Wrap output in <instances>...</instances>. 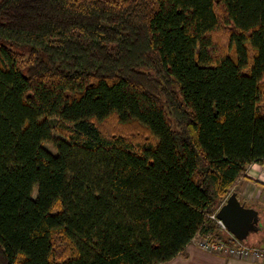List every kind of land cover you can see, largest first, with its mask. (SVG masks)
Wrapping results in <instances>:
<instances>
[{
  "label": "trees",
  "instance_id": "16d2710c",
  "mask_svg": "<svg viewBox=\"0 0 264 264\" xmlns=\"http://www.w3.org/2000/svg\"><path fill=\"white\" fill-rule=\"evenodd\" d=\"M253 163L264 0H0V264H163Z\"/></svg>",
  "mask_w": 264,
  "mask_h": 264
},
{
  "label": "crops",
  "instance_id": "0c3cea01",
  "mask_svg": "<svg viewBox=\"0 0 264 264\" xmlns=\"http://www.w3.org/2000/svg\"><path fill=\"white\" fill-rule=\"evenodd\" d=\"M234 191L247 206L259 210L263 226L259 232L249 237L248 242L264 245V164H251L247 169V177L240 179ZM163 264H264V261L238 258L226 252H209L191 241L186 248V254Z\"/></svg>",
  "mask_w": 264,
  "mask_h": 264
},
{
  "label": "water",
  "instance_id": "95a60500",
  "mask_svg": "<svg viewBox=\"0 0 264 264\" xmlns=\"http://www.w3.org/2000/svg\"><path fill=\"white\" fill-rule=\"evenodd\" d=\"M217 218L224 221L228 230L239 240L248 241L253 233L261 230L262 217L258 209L247 206L236 191H233L217 212Z\"/></svg>",
  "mask_w": 264,
  "mask_h": 264
},
{
  "label": "built area",
  "instance_id": "2783aa9c",
  "mask_svg": "<svg viewBox=\"0 0 264 264\" xmlns=\"http://www.w3.org/2000/svg\"><path fill=\"white\" fill-rule=\"evenodd\" d=\"M220 207L214 213H212L210 217L217 221L222 231L227 235L228 238L218 239L208 234H199L196 235L192 241L196 243L201 249L209 252H226L229 255L238 258L264 261V245L239 240L232 232L228 230L224 221L217 218V212Z\"/></svg>",
  "mask_w": 264,
  "mask_h": 264
},
{
  "label": "rangeland",
  "instance_id": "374dc122",
  "mask_svg": "<svg viewBox=\"0 0 264 264\" xmlns=\"http://www.w3.org/2000/svg\"><path fill=\"white\" fill-rule=\"evenodd\" d=\"M223 41H225V38L223 39ZM54 134H55L56 136H59V133H58L57 131H55ZM44 145H45V147H47L49 150H51L53 153H56V149H55V147H54V145H53L52 143H50V142H46ZM234 189H235V188H234ZM36 195H37V190H35V192H34V196H36Z\"/></svg>",
  "mask_w": 264,
  "mask_h": 264
}]
</instances>
